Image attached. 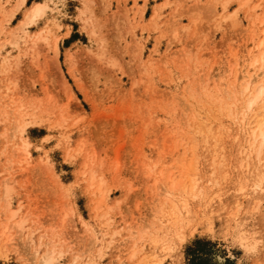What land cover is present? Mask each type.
I'll list each match as a JSON object with an SVG mask.
<instances>
[{
	"label": "rangeland",
	"instance_id": "rangeland-1",
	"mask_svg": "<svg viewBox=\"0 0 264 264\" xmlns=\"http://www.w3.org/2000/svg\"><path fill=\"white\" fill-rule=\"evenodd\" d=\"M262 67L264 0H0V264H264Z\"/></svg>",
	"mask_w": 264,
	"mask_h": 264
},
{
	"label": "bare ground",
	"instance_id": "bare-ground-1",
	"mask_svg": "<svg viewBox=\"0 0 264 264\" xmlns=\"http://www.w3.org/2000/svg\"><path fill=\"white\" fill-rule=\"evenodd\" d=\"M40 6H41L40 4H36V5L32 6L31 9L29 10V14H28V18H30V22L29 23L33 22L34 18L38 15V13L40 11ZM261 73H262V81L257 86L258 89H259V92H258V94L256 96H252L250 98V100H249L250 103L255 101L259 96H261V94L264 93V77H263L264 76V67H262V72ZM248 74L250 75V73H248ZM248 80H249L248 83H250V82H252L253 79L249 77ZM263 125H264V119L259 121V126L257 128L260 129V127L263 126ZM259 134H263V132L262 133L259 132Z\"/></svg>",
	"mask_w": 264,
	"mask_h": 264
},
{
	"label": "trees",
	"instance_id": "trees-1",
	"mask_svg": "<svg viewBox=\"0 0 264 264\" xmlns=\"http://www.w3.org/2000/svg\"><path fill=\"white\" fill-rule=\"evenodd\" d=\"M206 242L205 241H201V240H196L193 244L194 248L193 249H189L188 255H189V263L188 264H211L208 261H206L203 256H202V252H200L199 248L200 246L205 245ZM197 246V247H196ZM196 247V249H195Z\"/></svg>",
	"mask_w": 264,
	"mask_h": 264
}]
</instances>
